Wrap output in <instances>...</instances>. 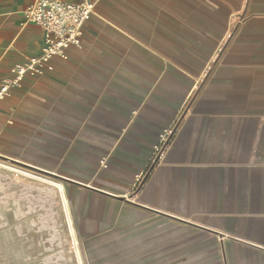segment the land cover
Listing matches in <instances>:
<instances>
[{"label": "crops", "instance_id": "1", "mask_svg": "<svg viewBox=\"0 0 264 264\" xmlns=\"http://www.w3.org/2000/svg\"><path fill=\"white\" fill-rule=\"evenodd\" d=\"M32 1L0 0V82L40 52ZM92 1L67 59L0 100V155L264 249V0Z\"/></svg>", "mask_w": 264, "mask_h": 264}, {"label": "rangeland", "instance_id": "2", "mask_svg": "<svg viewBox=\"0 0 264 264\" xmlns=\"http://www.w3.org/2000/svg\"><path fill=\"white\" fill-rule=\"evenodd\" d=\"M0 161L35 176L0 166V264H264V249L130 205L91 200L98 191L62 177L87 182L91 170L46 168L53 174L22 158L0 155Z\"/></svg>", "mask_w": 264, "mask_h": 264}, {"label": "built area", "instance_id": "3", "mask_svg": "<svg viewBox=\"0 0 264 264\" xmlns=\"http://www.w3.org/2000/svg\"><path fill=\"white\" fill-rule=\"evenodd\" d=\"M95 1L65 2L61 0H33L22 9L26 22L37 25L43 32L42 46L37 55L10 68L9 76L0 82V100L10 94L27 74L41 75L51 70L50 60L54 56L67 59V49L79 45L82 27L90 18ZM168 130L159 136L154 152H160L167 141Z\"/></svg>", "mask_w": 264, "mask_h": 264}, {"label": "bare ground", "instance_id": "4", "mask_svg": "<svg viewBox=\"0 0 264 264\" xmlns=\"http://www.w3.org/2000/svg\"><path fill=\"white\" fill-rule=\"evenodd\" d=\"M0 166H3V167H5L6 168V165H4V163L3 162H0ZM8 168V167H7ZM12 169V168H11ZM31 175V174H30ZM33 176V175H32ZM35 178V177H34Z\"/></svg>", "mask_w": 264, "mask_h": 264}]
</instances>
